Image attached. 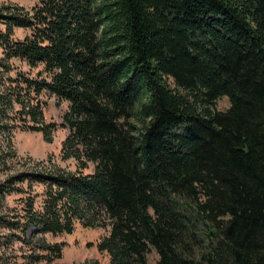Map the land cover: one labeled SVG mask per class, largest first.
I'll use <instances>...</instances> for the list:
<instances>
[{
    "label": "trees",
    "instance_id": "1",
    "mask_svg": "<svg viewBox=\"0 0 264 264\" xmlns=\"http://www.w3.org/2000/svg\"><path fill=\"white\" fill-rule=\"evenodd\" d=\"M0 24V68L29 67L0 75V104L50 142L40 94L67 102L77 166L8 175L0 192L23 196L1 228L109 227L108 264H264V0H38Z\"/></svg>",
    "mask_w": 264,
    "mask_h": 264
},
{
    "label": "rangeland",
    "instance_id": "2",
    "mask_svg": "<svg viewBox=\"0 0 264 264\" xmlns=\"http://www.w3.org/2000/svg\"><path fill=\"white\" fill-rule=\"evenodd\" d=\"M38 0H0L1 5L11 3L31 8L36 5ZM0 28L3 26L0 24ZM28 34L27 30L15 29V36L23 38ZM0 48V58H1ZM11 71H3L0 68V75L7 74L14 78L15 73L29 72L28 65L17 59L9 62ZM35 72V71H32ZM4 85L0 86V93ZM39 99L43 101L42 115L44 123H57V128L51 134V141H45L40 132L32 130L20 129L21 121L13 119L12 113L17 109L14 104L9 108L8 105L0 104V185L6 177L11 174H16L19 171L25 170H40L45 167L52 168L59 165L67 170H76L77 166L72 158L62 160L61 144L63 139L68 134V128L61 127L63 113L66 111L67 102L60 101L54 96L41 93ZM228 101L222 98L217 101V109H226ZM3 115V116H2ZM27 124H32L29 119ZM11 126V127H6ZM8 152V153H6ZM93 170V165L84 169V173H90ZM35 191L37 186L33 187ZM23 194H3L0 192V215H5L6 218L11 217L12 210L18 208L19 199ZM109 227L103 228L96 226L95 228L81 227L76 224L75 230L71 234H61L53 237L50 234L41 235L32 227H28L24 236L15 231L10 232L0 227V264H108L109 256L106 252H100L96 249L97 242L100 238L108 233ZM25 240V242H23ZM44 242H63L61 251L62 256L59 259L51 261L37 260L36 254H39V246ZM155 256L152 254L149 261L152 262ZM148 261V262H149ZM149 262V263H150Z\"/></svg>",
    "mask_w": 264,
    "mask_h": 264
}]
</instances>
